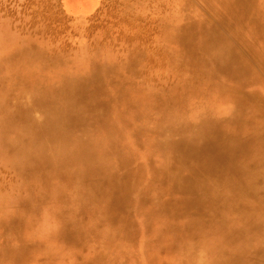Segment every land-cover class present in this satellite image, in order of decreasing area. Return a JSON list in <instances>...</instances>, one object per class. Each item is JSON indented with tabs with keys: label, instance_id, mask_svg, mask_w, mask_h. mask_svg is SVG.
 <instances>
[{
	"label": "rangeland",
	"instance_id": "obj_1",
	"mask_svg": "<svg viewBox=\"0 0 264 264\" xmlns=\"http://www.w3.org/2000/svg\"><path fill=\"white\" fill-rule=\"evenodd\" d=\"M190 13L222 44L220 53L232 54L237 70L231 79L239 83L251 73V89L264 98L261 21L245 32L209 0H0V56L6 57L0 66V264H223L220 250L245 244L234 223L226 232L230 240L220 239L216 249L190 232L164 237L151 219L176 214L170 203L166 212L157 206L167 195L172 202L185 199V189L171 193L152 174L139 179L135 171L146 163L172 168V142L214 120L238 142L229 172H255L264 182V127L259 124V137L251 140L228 123L245 119L252 107L220 98L213 88L197 89L185 103L163 107V100L148 99L125 109L127 125L119 129L120 106L101 100L97 108L91 91L100 81L82 76L89 64L97 72L131 70L141 88L179 101L185 91L172 92L173 86L184 80L203 86L212 61L175 41L174 29L184 30ZM77 76L88 94L82 99L70 83ZM208 188L232 191L229 183ZM202 191L197 185L191 194ZM64 226L68 240L59 238ZM244 249L247 258L255 256L253 246Z\"/></svg>",
	"mask_w": 264,
	"mask_h": 264
},
{
	"label": "bare ground",
	"instance_id": "obj_2",
	"mask_svg": "<svg viewBox=\"0 0 264 264\" xmlns=\"http://www.w3.org/2000/svg\"><path fill=\"white\" fill-rule=\"evenodd\" d=\"M209 1L215 7L222 8L231 19L238 20L240 28L245 32L248 31L249 27H255L261 21V25H258V27L264 34V0ZM174 37L179 46L188 51H196L198 55L203 56L201 59L209 58L208 56L212 57L211 63L206 65V72L204 73L206 81L203 86H193L189 80H184L185 82L179 85L175 84L172 92L185 91L184 97L176 102L173 99V94L164 98L160 91L156 89L141 88V85L136 84L135 73L131 70L127 75L113 73L110 69L97 72L92 70L89 64L83 75H81L89 80L100 81L96 90L91 91L93 100L98 101L96 107H101V100L115 101L120 106V109L115 112L117 127L124 129L127 125V120L123 115L125 109L134 108L135 106L142 107L149 100H153V102L163 100L160 104L163 107H167L173 102L174 105L178 102L181 104L182 102L185 103L186 97L194 90L214 89L212 92H215L220 98L232 97L236 104L252 107L253 110L247 114L245 119L230 118L228 123L238 129L242 128L251 140L253 138L257 139L259 137V127L257 128V126L262 124L260 127H264V98L262 94L258 93V90L251 89V84L255 85L253 80L255 77L246 72L245 79L239 83H235L231 79V75L234 76L237 70L232 62V54L228 52L220 53L222 44L214 40L207 27L197 23L195 15L192 13L189 15L187 27L184 30L174 29ZM260 51L264 59V49L260 48ZM19 53V55L26 54L24 51ZM5 62L6 57L0 56V66H3ZM82 69H84L83 65ZM227 71L230 72L229 78L225 76ZM81 78V76H77L70 83L80 90L78 93L82 99L88 94L81 89L82 86H85L80 81ZM101 80L105 82V85L101 86ZM172 110L176 111V109ZM202 121L206 122L205 120ZM207 123L205 131L181 136V138L172 142L169 148L174 163L172 168L161 170L153 164L146 163L135 171L139 179L144 173L152 174L154 176L153 181L164 183L171 193H174V190L179 186L185 189V199L172 202L171 195H167L164 196V202L157 206V210L160 209L166 212V207L170 203L176 208V214L166 212L163 217L156 218L154 215L153 218L158 220H151L156 222L158 229L166 233H164V237L179 236V234L190 232L194 233L200 240L206 241L214 249H216L215 246L220 239L230 240V232H226L230 231L229 225L234 223L235 227L240 229L239 231L244 232L246 241L240 248L236 249L235 246V249L220 250V253L222 252L226 259L223 264H264V233L260 232V228L264 226V182L261 179H255V176H259L255 172L251 176L248 172H241V170H231L229 172L230 167L227 166V163L240 151L238 142H235L233 137L226 132V125L219 126L214 120L207 121ZM241 143L243 144V141ZM168 174H176V177H171ZM227 174H230V176L239 175L240 178L236 179L232 176L233 179H231ZM219 175L222 176L220 180ZM226 176L230 181L226 180ZM217 183H221L223 186L225 183H229L232 186V191L229 194L219 195L216 189L208 188L209 184ZM197 185L203 187L202 193L198 195L191 194V189ZM130 186L131 184L127 183V187ZM36 199L44 201L41 196H36ZM120 209L119 207L116 208L115 217L121 215ZM152 213V209H146L143 212L145 216L149 215L150 217ZM41 220L45 219L41 217ZM68 220H73V218ZM255 234L259 238L254 239ZM59 235L61 236L60 239L68 240L70 235L68 226H64ZM233 242L234 240L230 243ZM248 246H253L256 250L255 256L251 259L246 257L245 252H242ZM212 262H216V260H212ZM218 263L217 261L213 264ZM183 264L188 263L184 262Z\"/></svg>",
	"mask_w": 264,
	"mask_h": 264
}]
</instances>
